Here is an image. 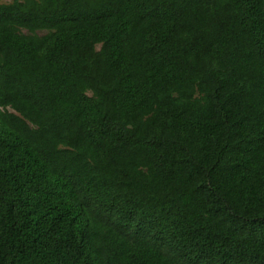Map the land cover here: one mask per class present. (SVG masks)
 <instances>
[{"label":"trees","instance_id":"trees-1","mask_svg":"<svg viewBox=\"0 0 264 264\" xmlns=\"http://www.w3.org/2000/svg\"><path fill=\"white\" fill-rule=\"evenodd\" d=\"M0 0V264H264V0Z\"/></svg>","mask_w":264,"mask_h":264},{"label":"rangeland","instance_id":"rangeland-1","mask_svg":"<svg viewBox=\"0 0 264 264\" xmlns=\"http://www.w3.org/2000/svg\"><path fill=\"white\" fill-rule=\"evenodd\" d=\"M9 1H11V0H2L1 2H9Z\"/></svg>","mask_w":264,"mask_h":264}]
</instances>
